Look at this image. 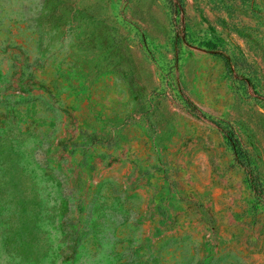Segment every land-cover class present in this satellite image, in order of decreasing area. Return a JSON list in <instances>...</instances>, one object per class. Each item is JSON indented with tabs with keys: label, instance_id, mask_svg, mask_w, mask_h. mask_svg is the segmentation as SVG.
<instances>
[{
	"label": "rangeland",
	"instance_id": "rangeland-1",
	"mask_svg": "<svg viewBox=\"0 0 264 264\" xmlns=\"http://www.w3.org/2000/svg\"><path fill=\"white\" fill-rule=\"evenodd\" d=\"M0 264H264V0H0Z\"/></svg>",
	"mask_w": 264,
	"mask_h": 264
},
{
	"label": "trees",
	"instance_id": "trees-1",
	"mask_svg": "<svg viewBox=\"0 0 264 264\" xmlns=\"http://www.w3.org/2000/svg\"><path fill=\"white\" fill-rule=\"evenodd\" d=\"M217 53L220 54V55H222V57L225 59L227 65L230 63V61H229V57H228V56H226V55L223 54L222 52H217Z\"/></svg>",
	"mask_w": 264,
	"mask_h": 264
}]
</instances>
